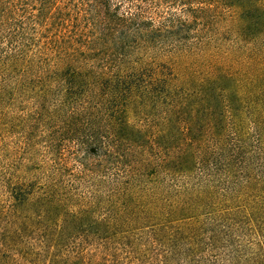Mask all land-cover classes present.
I'll return each instance as SVG.
<instances>
[{
	"label": "trees",
	"instance_id": "1",
	"mask_svg": "<svg viewBox=\"0 0 264 264\" xmlns=\"http://www.w3.org/2000/svg\"><path fill=\"white\" fill-rule=\"evenodd\" d=\"M226 5L257 33L264 0H0V264H264V50L214 45Z\"/></svg>",
	"mask_w": 264,
	"mask_h": 264
},
{
	"label": "rangeland",
	"instance_id": "2",
	"mask_svg": "<svg viewBox=\"0 0 264 264\" xmlns=\"http://www.w3.org/2000/svg\"><path fill=\"white\" fill-rule=\"evenodd\" d=\"M236 12H233L229 6L222 7L219 11H213L208 14L209 36L213 37L214 45L220 46L225 51H241L248 44H256L257 50H264V21L257 12V33L253 36H244L241 34V17H236ZM6 140L3 142V167L8 164V157L11 159L14 156L16 159H22L27 150L22 143V132L20 128H16L6 135ZM41 155L44 150L39 151ZM12 155V156H11ZM18 156V157H17Z\"/></svg>",
	"mask_w": 264,
	"mask_h": 264
}]
</instances>
